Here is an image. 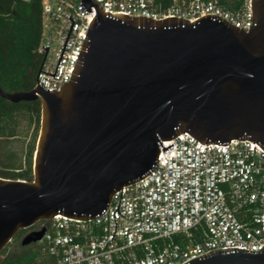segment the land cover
Wrapping results in <instances>:
<instances>
[{
    "label": "water",
    "instance_id": "95a60500",
    "mask_svg": "<svg viewBox=\"0 0 264 264\" xmlns=\"http://www.w3.org/2000/svg\"><path fill=\"white\" fill-rule=\"evenodd\" d=\"M81 4L96 13L69 81L59 91L0 87L11 102L41 103L32 179L0 176V252L19 230L56 214L100 216L114 192L157 166L159 146L174 145L162 141L182 132L204 145L248 139L264 149V0H251L249 31L215 14L157 20ZM44 232H28L21 244ZM183 264H264V245L219 248Z\"/></svg>",
    "mask_w": 264,
    "mask_h": 264
},
{
    "label": "built area",
    "instance_id": "2783aa9c",
    "mask_svg": "<svg viewBox=\"0 0 264 264\" xmlns=\"http://www.w3.org/2000/svg\"><path fill=\"white\" fill-rule=\"evenodd\" d=\"M40 1L37 51L43 64L34 87L39 83L59 91L71 77L96 9L92 5L87 12L81 0ZM91 2L129 17L193 22L215 14L245 31L252 24L251 0H241L236 10L224 8L218 0H173L167 8L158 7L155 0ZM69 16L74 20L71 31ZM43 45H49L46 56ZM172 142L164 151L159 146V161L151 172L113 193L100 216L78 219L56 214L35 223L30 231L45 229L38 242L55 264H183L219 248L263 247L264 149L248 139L204 145L188 132L162 141L164 146Z\"/></svg>",
    "mask_w": 264,
    "mask_h": 264
},
{
    "label": "trees",
    "instance_id": "16d2710c",
    "mask_svg": "<svg viewBox=\"0 0 264 264\" xmlns=\"http://www.w3.org/2000/svg\"><path fill=\"white\" fill-rule=\"evenodd\" d=\"M220 5L229 10H236L241 0H218ZM160 8H167L173 0H155ZM42 12L40 0H0V87L5 92L29 91L34 87L36 74L42 57L37 49L41 37ZM27 113L30 123L36 129L40 127L41 103L36 101L11 102L0 96V142L16 135L18 114ZM33 145L26 157L25 164L16 161L5 162L0 176L11 179H32ZM19 230L13 238L20 240L26 234ZM5 248V247H4ZM0 252V264H55L41 242L23 246L18 254Z\"/></svg>",
    "mask_w": 264,
    "mask_h": 264
},
{
    "label": "rangeland",
    "instance_id": "374dc122",
    "mask_svg": "<svg viewBox=\"0 0 264 264\" xmlns=\"http://www.w3.org/2000/svg\"><path fill=\"white\" fill-rule=\"evenodd\" d=\"M39 133L40 127L37 130L35 124L30 123L27 113L18 114L16 135L11 137L10 139H1V159L5 162L16 161L17 163L25 164V160L28 156L30 148L34 145L36 149ZM0 169H3L2 163H0ZM22 237L20 238V240L13 239L11 242H9L4 248L3 255L20 253L23 247V245L21 244Z\"/></svg>",
    "mask_w": 264,
    "mask_h": 264
},
{
    "label": "flooded vegetation",
    "instance_id": "af4514ba",
    "mask_svg": "<svg viewBox=\"0 0 264 264\" xmlns=\"http://www.w3.org/2000/svg\"><path fill=\"white\" fill-rule=\"evenodd\" d=\"M36 224H37V223H36ZM36 224L32 225L30 228H27V229H25V230H26L27 232L30 231L31 229L35 228ZM16 234H17V233H16ZM15 236H16V235H15ZM15 236H14V237H15Z\"/></svg>",
    "mask_w": 264,
    "mask_h": 264
}]
</instances>
